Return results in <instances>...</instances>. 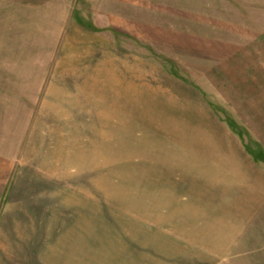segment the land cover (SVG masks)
<instances>
[{"label":"rangeland","instance_id":"obj_1","mask_svg":"<svg viewBox=\"0 0 264 264\" xmlns=\"http://www.w3.org/2000/svg\"><path fill=\"white\" fill-rule=\"evenodd\" d=\"M218 125L264 165V0H0V264H208L151 201Z\"/></svg>","mask_w":264,"mask_h":264},{"label":"crops","instance_id":"obj_2","mask_svg":"<svg viewBox=\"0 0 264 264\" xmlns=\"http://www.w3.org/2000/svg\"><path fill=\"white\" fill-rule=\"evenodd\" d=\"M198 128L175 160L176 186L164 203L151 201L165 253L179 263L264 264V165L227 127Z\"/></svg>","mask_w":264,"mask_h":264}]
</instances>
